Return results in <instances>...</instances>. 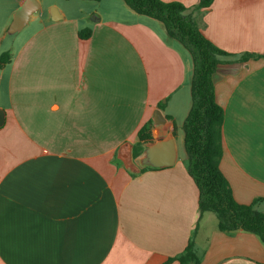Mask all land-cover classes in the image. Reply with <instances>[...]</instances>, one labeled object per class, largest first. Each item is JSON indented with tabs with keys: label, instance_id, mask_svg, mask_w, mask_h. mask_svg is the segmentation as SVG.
<instances>
[{
	"label": "crops",
	"instance_id": "1",
	"mask_svg": "<svg viewBox=\"0 0 264 264\" xmlns=\"http://www.w3.org/2000/svg\"><path fill=\"white\" fill-rule=\"evenodd\" d=\"M36 1L8 34L24 0H0V54H12L0 69V264H160L192 236L199 264H264L257 236L220 232L210 212L199 219L184 165L185 48L123 0ZM162 1L192 13L199 0ZM194 16L218 48L264 52V0H213ZM212 79L224 111L219 169L237 203L260 198L264 213V59L219 65ZM143 126L151 142L172 141L171 166L124 168L118 150L128 143L138 164Z\"/></svg>",
	"mask_w": 264,
	"mask_h": 264
},
{
	"label": "trees",
	"instance_id": "2",
	"mask_svg": "<svg viewBox=\"0 0 264 264\" xmlns=\"http://www.w3.org/2000/svg\"><path fill=\"white\" fill-rule=\"evenodd\" d=\"M123 1L136 14L160 22L167 36L180 43L192 59L193 71L190 78L192 103L182 131L184 165L198 190L199 219L205 213H213L220 232L227 234L237 231L248 232L257 236L264 245V213L255 209V205L262 199H255L248 205L237 203L227 180L219 169L222 156L224 111L216 101L212 79L219 65L264 59V52H245L234 55L218 48L203 36L194 13L202 15L213 0H199L192 13H188V8L178 1ZM89 35L88 29L78 32L81 39H86ZM11 60L10 52L1 53L0 69L8 65ZM137 138L138 144L135 146L133 157L140 155L144 143L151 142L148 126H143L138 131ZM147 169L150 168L144 167L142 171ZM173 262L199 264L193 236L179 255L164 258L160 264Z\"/></svg>",
	"mask_w": 264,
	"mask_h": 264
},
{
	"label": "water",
	"instance_id": "3",
	"mask_svg": "<svg viewBox=\"0 0 264 264\" xmlns=\"http://www.w3.org/2000/svg\"><path fill=\"white\" fill-rule=\"evenodd\" d=\"M39 3L36 0H24V2L15 11L12 21L8 26V34H14L20 31L28 22L30 16L39 10ZM54 12V9H53ZM52 20H55L50 13ZM3 123V112L0 111V126ZM118 159L122 162L125 169L131 173H138L139 167L162 168L169 167L174 163L175 151L172 141L157 140L144 145L142 157L137 164L131 156V149L128 143L120 146L118 150Z\"/></svg>",
	"mask_w": 264,
	"mask_h": 264
},
{
	"label": "rangeland",
	"instance_id": "4",
	"mask_svg": "<svg viewBox=\"0 0 264 264\" xmlns=\"http://www.w3.org/2000/svg\"><path fill=\"white\" fill-rule=\"evenodd\" d=\"M211 218H213V220H216V217H214L215 215L213 213H210Z\"/></svg>",
	"mask_w": 264,
	"mask_h": 264
}]
</instances>
